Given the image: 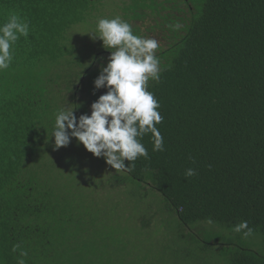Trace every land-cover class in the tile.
Returning <instances> with one entry per match:
<instances>
[{
	"label": "trees",
	"instance_id": "16d2710c",
	"mask_svg": "<svg viewBox=\"0 0 264 264\" xmlns=\"http://www.w3.org/2000/svg\"><path fill=\"white\" fill-rule=\"evenodd\" d=\"M76 1L0 0V24L15 13L30 26L0 72V264H131L135 243L114 232L119 216H133L124 197L134 185L160 193L181 227L201 223L196 230L209 237L246 220L262 234V251L234 244L228 252L209 240L200 251L220 246L224 259H198L264 264V0H123L132 3L133 33L158 41L161 69L148 91L160 104L164 150L153 151L145 135L148 158L138 157L131 171H116L83 145L82 155L75 138L56 149L50 137L58 110L90 115L107 91L94 88L107 64L99 65L100 54L89 68L50 66L54 51L42 38L60 18L78 21L68 13ZM83 157L99 159L110 174L92 176L91 163L79 164ZM189 168L196 175L185 177ZM146 214L144 233L160 222L159 212ZM191 253L182 261L194 262Z\"/></svg>",
	"mask_w": 264,
	"mask_h": 264
},
{
	"label": "clouds",
	"instance_id": "9594fccd",
	"mask_svg": "<svg viewBox=\"0 0 264 264\" xmlns=\"http://www.w3.org/2000/svg\"><path fill=\"white\" fill-rule=\"evenodd\" d=\"M29 32V22L15 13L0 24V72L10 67L14 45L20 37L27 38ZM88 33L93 40H101L105 49H114L110 50L106 66L94 80L96 90L106 88L107 91L92 102L90 115L77 117L76 108L58 110L50 137H54L56 149L68 146L75 138L116 171H131L138 157L148 158V151L141 142L145 135L151 134L153 151L164 150V137L157 128L163 121L158 111L160 104L155 94L148 91L149 80H160V60L156 55L159 43L154 38L135 35L131 24L120 16L99 18L96 31ZM125 160L130 162L128 166ZM194 175L193 168L185 172V177ZM233 231L243 233L245 238L253 234L246 220L236 224ZM18 264H25V260L19 259Z\"/></svg>",
	"mask_w": 264,
	"mask_h": 264
},
{
	"label": "rangeland",
	"instance_id": "374dc122",
	"mask_svg": "<svg viewBox=\"0 0 264 264\" xmlns=\"http://www.w3.org/2000/svg\"><path fill=\"white\" fill-rule=\"evenodd\" d=\"M84 3L88 4L85 0L84 2L78 0L70 6L71 10L67 11L69 16L72 17L73 14L71 13L78 14L76 15L78 17L77 22L68 24L60 18L59 22L54 24L50 28V32L42 38V42L46 41V44L54 51L51 56L55 59L50 63L51 67L59 68L64 62L68 61V63L73 62L76 67L89 68L97 57L99 65L108 62L106 58L110 56V50L114 49H105L102 46V41L99 39L93 40L92 34L88 32L96 31V22L99 18L111 19L120 16L129 23L133 20L128 12L132 5L130 1L126 4L123 0H93L92 4H88L85 9L82 8ZM135 24L138 25L137 22ZM139 34L137 31L136 35L141 36ZM24 41H28V39ZM98 54L100 56H97ZM78 148L83 155L82 144L78 145ZM87 161L92 165V176L98 173L104 177L107 176V167L99 159L83 157L79 164L83 167ZM84 178L87 179L85 174ZM101 184V181H98L94 186ZM132 189H134L133 193L131 194L128 191V197H124V199L127 203L130 202L129 206L133 216L129 220L124 219V216H119L116 225L120 226H116V228L120 231L118 233L114 232V235H117L118 238L128 239L131 243H135L134 249L138 251V254L129 260L131 264H139L143 254L148 255V264H161L166 260L163 264H210L198 259V256H211L210 258L221 260L224 258L219 253H222L226 248V251L230 252L234 248V244L257 251L263 250L262 234L259 232L245 238L244 236H238L237 232L233 230H216L210 233L208 237L206 232H201L203 227L196 230L201 223L194 224L190 228L181 227L177 218L166 210L160 193L150 191V189L148 192V189L144 186L134 185ZM154 211L159 212L158 220L160 222L154 223L152 228L146 227L145 234L142 231V221L139 220H142V217L147 215L146 213L153 214ZM127 229L132 230L131 234L127 232ZM144 234L145 236H142ZM209 240L220 243L224 249H220V246H213L209 247L206 252L200 251L207 246ZM195 241L199 242V249H195ZM188 251H192L194 262L191 260L182 261V258L186 255L185 252ZM214 253L216 255L213 256Z\"/></svg>",
	"mask_w": 264,
	"mask_h": 264
}]
</instances>
